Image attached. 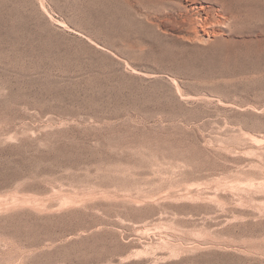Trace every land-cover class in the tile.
I'll list each match as a JSON object with an SVG mask.
<instances>
[{"label":"rangeland","instance_id":"rangeland-1","mask_svg":"<svg viewBox=\"0 0 264 264\" xmlns=\"http://www.w3.org/2000/svg\"><path fill=\"white\" fill-rule=\"evenodd\" d=\"M199 2L0 0V264H264V0Z\"/></svg>","mask_w":264,"mask_h":264},{"label":"bare ground","instance_id":"bare-ground-1","mask_svg":"<svg viewBox=\"0 0 264 264\" xmlns=\"http://www.w3.org/2000/svg\"><path fill=\"white\" fill-rule=\"evenodd\" d=\"M191 4L193 13L191 17L192 30L200 42H209L218 33L217 27L226 26L231 17L225 12L223 6L215 8L204 6L199 0H187ZM184 3V2H183Z\"/></svg>","mask_w":264,"mask_h":264}]
</instances>
